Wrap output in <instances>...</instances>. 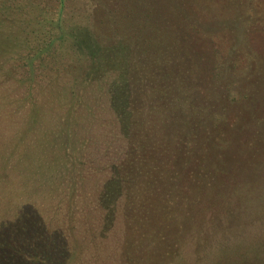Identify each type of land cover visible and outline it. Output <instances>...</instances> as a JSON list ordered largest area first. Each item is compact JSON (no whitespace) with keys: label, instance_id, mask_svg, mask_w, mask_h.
I'll use <instances>...</instances> for the list:
<instances>
[{"label":"rangeland","instance_id":"rangeland-1","mask_svg":"<svg viewBox=\"0 0 264 264\" xmlns=\"http://www.w3.org/2000/svg\"><path fill=\"white\" fill-rule=\"evenodd\" d=\"M50 1L39 0L37 4L54 2ZM187 1L196 7L195 12H205L208 19L217 15L220 20L213 19L216 30L224 28L222 20L229 28L226 32L186 34L177 33L183 32L178 28L154 32L153 37L160 43L165 38V43L158 47L161 53L155 55L150 49L153 58L149 61L150 66L165 72L174 64L180 67L187 79L183 80L187 101H198L191 110L198 127V107L207 102L214 114L218 110L210 89L213 78L205 68L218 56L224 58L220 53L227 55L235 35L244 48V39L252 35L263 38L264 32L248 29L251 18L262 19L264 13L257 8L241 19L234 17L235 12L222 16V8L213 0L209 6ZM27 2L0 0V230L11 229L5 233L9 237L16 236L12 230L19 228L25 235L20 249L11 240L0 245V264H264V180L260 177L231 175L235 187L231 179L197 193L187 188L184 179L164 178L160 182L163 187L153 192L140 189L123 193L118 182L116 198L106 197L108 184L116 183L107 162L117 166L127 146L110 101L109 87L116 76L103 78L101 89L98 83L80 87V104L76 112L72 111L78 122L72 129L77 135L70 148L47 145L46 139L52 138L49 133L59 131L55 119L68 117L66 111L72 102L69 94L52 82L59 76L53 72L44 75L39 66L33 75L28 72L30 48L36 47V38L41 41V37L32 35L30 48L22 49L23 32L39 28L38 21H28L36 10ZM68 2L75 17H91L90 24L95 26L104 19V9L102 15L91 16L97 8L95 0ZM177 8L184 10L181 0ZM210 35L213 39L220 35L226 41L214 45ZM173 38L176 45L171 44ZM259 44L256 40L252 46L257 49ZM20 54L24 59L19 60ZM129 57L131 62L137 61L131 53ZM170 72L177 86L174 69ZM64 80L71 83L69 77ZM28 81L35 88L31 96L26 94L28 84L21 85ZM48 82L52 86L41 90ZM149 104L147 100L137 102L138 112L153 110ZM159 110L161 107L155 106L154 111ZM127 113L130 115L129 108ZM41 234L45 235L42 239Z\"/></svg>","mask_w":264,"mask_h":264},{"label":"trees","instance_id":"trees-1","mask_svg":"<svg viewBox=\"0 0 264 264\" xmlns=\"http://www.w3.org/2000/svg\"><path fill=\"white\" fill-rule=\"evenodd\" d=\"M38 1L28 0L27 4L36 10L28 21H38L36 26L39 28L34 32H23L25 36L20 33L23 50L30 48L32 35L41 37V41L36 38V47L30 48L26 60L28 72L33 75L39 66L44 75L53 72L59 76L57 80L50 81L61 86L72 102L66 111L68 117L55 119V124L59 123V131L49 133L52 138L46 139L47 145L51 148H70L77 135L72 128L78 123L74 117L77 104H80V87L98 83L101 89L103 78L116 76L109 87L110 101L117 115L119 134H122L127 146L117 166L107 162V169L115 176L116 183L108 184L106 197L116 198L118 182L123 193H131L140 189L146 192L158 190L164 178L184 179L189 184L187 188L197 193L206 192L209 187L222 186L223 182H232L236 175L264 180V37L252 35L244 39V48L241 39L234 34V44L227 49V55L223 54L225 51L220 53L224 58L217 54L219 58L205 68L209 77L213 78L210 89L218 110L214 114L213 106L207 102L203 108L198 107L200 117L197 127L196 116H192L191 110L198 105V101H187L188 90L183 85V80L187 79L181 75L180 67L172 65L176 86L171 80L172 68L165 72L158 66H150L149 59L153 58L150 49L153 48L156 55L161 53L158 47L165 43V38H161L160 43L153 33L169 32L175 28L183 31L177 33L186 34L189 32L185 31L226 32L229 27L224 20V28L216 30L217 24L213 19L219 21L220 18L217 15L213 19L206 18L205 12H195L196 7L187 0H181L183 13L177 8L180 0H176V4L175 0H95L97 8L91 16L102 15L101 10L104 9V19L95 26L90 24L91 17L83 14L73 16L69 12V0H54L44 6L37 4ZM197 1L209 6L212 0ZM213 1L222 8V16L235 12L234 17L242 16V19L257 8L263 9L264 13V0L263 5L261 0ZM251 20L248 32H264V18ZM124 21L127 26L123 25ZM205 24L208 25L203 28ZM209 38L214 45L217 41H226L220 35L214 39L210 35ZM256 40L260 44L254 49L252 43ZM171 44L176 45L177 41L173 38ZM130 53L137 61L129 60ZM19 58L24 59L21 54ZM13 69L17 73L16 68ZM66 77L71 79L70 84H66ZM31 83H21L28 84L27 96L35 90ZM47 86L51 87L52 83L44 85L41 90L47 89ZM146 100L153 110L139 113L137 102ZM155 106L161 107V110L155 112ZM72 111H75L74 115ZM235 185L234 181L232 186ZM8 230L11 229L0 230V245L11 240L20 249L24 233L17 228L12 230L16 231L12 234L16 236L10 235L9 238L5 236ZM44 236L41 234V239Z\"/></svg>","mask_w":264,"mask_h":264}]
</instances>
